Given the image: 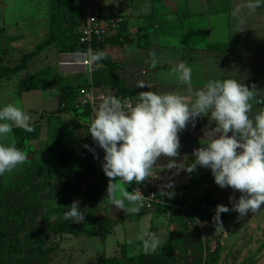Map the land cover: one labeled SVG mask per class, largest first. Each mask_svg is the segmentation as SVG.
<instances>
[{"label":"rangeland","instance_id":"374dc122","mask_svg":"<svg viewBox=\"0 0 264 264\" xmlns=\"http://www.w3.org/2000/svg\"><path fill=\"white\" fill-rule=\"evenodd\" d=\"M128 2L131 0H89V10L95 15H110L114 12L116 4L121 3L127 8ZM78 5L82 6L79 0H76L75 6ZM78 14L76 8L70 13L75 22L78 20ZM50 17L51 0H0L1 39L8 50L4 54L3 64L14 65L23 53L32 50L35 44L46 38ZM77 24L78 21L74 25ZM64 25L72 26L71 22H65ZM253 28L255 29V25L251 23L248 37L255 41ZM256 36L262 43V48L257 45V52L247 54V61L238 60L236 67L232 66L231 69L225 68L223 61L216 60L214 74V79L235 78L250 90L254 86L250 114L264 107L255 99L257 95L264 96L263 30H258ZM71 54L75 53H63L50 47L37 56L26 71L13 78L1 79L0 106L13 104L21 108L30 116V123L35 122L40 113L54 110L58 104L56 90L49 88L20 95L18 81L21 77L36 73L42 76L44 81L56 83V88L64 84L74 87L88 84L89 73L86 69L69 73L67 76L62 71V68L69 64L64 60L65 57H74ZM178 92L186 103L192 101L188 86L180 87ZM98 106H94L93 114ZM59 116V121L49 122L48 115H45L39 138L27 142L24 150V163L29 164L43 159L47 154H53L57 159L51 162L52 165L43 170L42 174L32 181V185L23 187L20 184L18 189L11 188L10 181H22L26 176L25 172H7L2 175L0 264H100L104 258L125 259L141 254L155 256L159 264H208L215 249L219 252L216 264H255L263 255L264 204L241 217L234 211L221 213L220 223L223 228L216 225L213 220L216 205L223 204L231 208L229 196H232L234 201L241 193L238 190L234 192L230 187L220 188L214 183L207 168L200 167L203 175L209 172V178L195 185H189L191 173L183 170L176 174L175 168L167 169L165 166L161 172H157L159 176L154 183L159 185L150 184L159 193L162 212L150 211L141 214L144 210L140 209L135 214H126L123 210L111 206L106 199L108 178L98 172H87L75 164L77 152L91 142L87 121L77 112H63ZM212 126L214 125L206 116L196 118L194 125L190 120L181 130V137L178 134L180 147L178 156L174 159L180 161L185 157L184 159L190 162L193 159V150L200 147L203 130ZM51 132L52 138L49 139ZM48 140L51 147L46 149L44 146ZM4 142H15L13 130ZM156 177L154 175V178ZM118 182L116 181L121 187L131 191L124 183ZM166 185L170 186L165 187ZM161 190L172 192L173 195L162 196ZM90 192L94 193L91 209L94 223L85 213L83 221L73 223L66 222L59 218L57 213L48 210L50 207L66 208L72 201L78 200L80 208L84 211L87 208L86 194ZM119 218L121 221L101 240V229ZM55 221L73 226L76 234L54 233L45 227ZM143 231L154 233L159 238L160 244L155 251H145L141 242L136 240L137 234ZM48 248L53 249L49 255L40 254Z\"/></svg>","mask_w":264,"mask_h":264},{"label":"clouds","instance_id":"9594fccd","mask_svg":"<svg viewBox=\"0 0 264 264\" xmlns=\"http://www.w3.org/2000/svg\"><path fill=\"white\" fill-rule=\"evenodd\" d=\"M261 4L264 0H245L244 6L255 11ZM102 55L97 53L92 59L98 60ZM170 73L188 86L193 97L190 103L175 93L141 91L134 98L123 100L107 97L95 109L88 131L104 153L101 169L108 178L106 199L126 214L139 212L150 196L146 197L139 187L128 191L116 181L140 184L159 158L168 157L166 168H175L176 174L181 170L192 173L198 167L207 168L220 188L230 187L241 193L234 201L229 196L231 208L216 205L213 220L223 228L221 213L234 211L241 217L264 204V107L250 114L255 88L250 90L235 78L211 79L202 87L192 89V70L185 62H178ZM200 116H206L214 126L205 127L200 147L193 150L190 162L185 157L177 161L174 158L180 147L178 133L190 120L194 125ZM13 128L31 132L30 116L13 104L0 106V175L26 160L14 143L4 142ZM84 148L96 158L94 148L87 144ZM160 194L173 195L163 190ZM66 209L63 220L83 221L78 200ZM136 240L145 251H155L160 244L159 238L148 231L137 234Z\"/></svg>","mask_w":264,"mask_h":264},{"label":"crops","instance_id":"0c3cea01","mask_svg":"<svg viewBox=\"0 0 264 264\" xmlns=\"http://www.w3.org/2000/svg\"><path fill=\"white\" fill-rule=\"evenodd\" d=\"M128 5L126 8L118 3L112 14L96 15L122 19L126 39L118 35V31L110 34L102 44L101 52L118 64L116 72L130 88L143 85L154 91L181 96L178 89L186 85L178 82L175 75L170 73V69L178 62L183 61L191 68V87L200 88L208 80L214 79L216 60L223 61L225 68L231 69L232 66L236 67L238 60L247 61V54L257 52V45L262 48L256 35L258 30L264 33V4L255 11L244 6L245 0H131ZM251 23L255 25V41L248 37ZM139 29L145 30L151 42L146 49L140 48L135 42V34ZM220 45L224 47L220 49ZM71 55L74 57L64 59L69 62L62 68L65 76L85 70L78 64L82 60L80 54ZM98 67L99 61L96 69ZM87 83H92L91 74ZM49 88L56 90L58 104L52 110L55 111L59 108V89L54 87V83L47 82L42 87L19 93L22 95ZM99 88L115 92L111 86ZM46 112L40 113L39 118ZM178 134L181 137L182 132ZM98 149L104 155L103 150ZM169 159L161 157L154 163L144 180L147 187L156 189L151 184L159 185L154 183L159 176L157 172L165 168ZM26 165L28 163H22L10 173L20 172ZM154 175L157 177L154 178ZM255 264H264V253Z\"/></svg>","mask_w":264,"mask_h":264},{"label":"trees","instance_id":"16d2710c","mask_svg":"<svg viewBox=\"0 0 264 264\" xmlns=\"http://www.w3.org/2000/svg\"><path fill=\"white\" fill-rule=\"evenodd\" d=\"M76 0H51V17H50V23H49V33L46 38L39 41L32 50L25 52L21 55L18 62H16L14 65H5L3 64L4 61V54H6L7 47L3 44L1 35L2 30L0 29V80L1 79H9L16 77L20 73L26 71L30 64L34 63V60L37 56L42 54L45 50H47L50 47H54L58 49L60 52L63 53H82L84 51V46L79 42L80 38V31H79V22L83 16L84 8L80 5L77 7L75 6ZM75 8L78 10V24L75 26L74 24L77 22L74 21L73 16L70 15V13L75 10ZM65 22H71V27H66L64 25ZM118 35L123 36L124 39H126V28L124 24L121 22L120 26L118 28ZM135 42L140 48L146 49L150 46L151 42L149 40V37L144 29H139L137 33L135 34ZM224 46L220 45V49H222ZM99 53L101 52V47L99 49ZM118 64L116 62H113L109 57L105 56L104 54L99 59V67L91 74V80L92 83L96 87L101 86H111L117 95H124V96H130L134 97L137 93L141 91H152L157 94H164L158 91H154L152 88L147 87H138V88H130L126 85L125 81L119 76V74L116 72L118 69ZM47 83V80L44 81V78L42 76H38L36 73L32 75H26L25 77L19 79V92L25 91L27 89H33L34 87H42ZM56 84V83H54ZM77 87V86H76ZM71 84H64L59 89L58 94V101H59V108L55 111H48L45 114H41L40 118L30 123L32 127L31 132H26L19 128H13V133L15 136V146L19 148L20 150L24 151L26 149V143L30 141L37 140L40 136V130H41V121L45 117V115H48V120H54L59 121V114H62L63 112H77L80 117H82L85 121L86 118L90 116L91 109L90 107H86L81 113L78 112V110L75 108V101H76V88ZM257 101H259V105H264V96L257 95L255 97ZM58 115V116H56ZM48 122V123H49ZM89 126H87L88 129ZM89 134V132H88ZM90 137V143H92L91 136ZM52 138V132L49 139ZM87 144V145H89ZM46 149H49L51 147V142L49 140L46 142V145L44 146ZM85 149L84 146L77 152L75 155V164L80 169H84L87 172H95L99 174H104L103 172L99 171L97 167L92 164L89 160L84 159L81 157V151ZM57 158L54 157L52 154H47L43 157V159H37L33 161L32 163L25 166V168L22 170L25 172V177L22 181L18 180H12L10 181V186L13 189H18L19 185L21 184L23 187L29 186L33 184V180L37 179L42 174L43 170H46L51 166V162H54ZM21 172V171H20ZM209 173V172H208ZM203 175L202 170L200 167H198L195 171L191 173L190 179H189V185H195L203 180H207L209 178V174ZM14 174V173H13ZM2 175H0V201L3 198V191H2ZM183 188V187H181ZM86 205L87 208L83 211V213L86 214L87 218L94 223V217L92 215V206H93V197L94 193L90 192L86 194ZM50 212L57 213V216L59 218H62L63 213L67 210L64 207H58V208H52L50 207L48 209ZM150 211H163V207L159 204L154 205V207L150 210H144V212H150ZM10 214V213H8ZM122 218V217H121ZM121 221L120 218L116 221L110 222L108 226L104 229H101L99 233V238L103 240L107 234L110 233L112 228ZM48 229H50L54 233H60V234H76V229L66 224L62 221H55L53 223H48L45 225ZM44 229V228H43ZM42 229V230H43ZM2 248H0L1 251ZM4 249V247H3ZM53 251L52 248L45 249L43 251H39L41 255H49ZM219 259V252L218 249H215L209 258L208 264H216ZM100 264H159L158 260L155 256H152L151 254H141L138 257L137 256H131L127 258H109V259H102Z\"/></svg>","mask_w":264,"mask_h":264},{"label":"built area","instance_id":"2783aa9c","mask_svg":"<svg viewBox=\"0 0 264 264\" xmlns=\"http://www.w3.org/2000/svg\"><path fill=\"white\" fill-rule=\"evenodd\" d=\"M79 2L84 7L83 16L79 22V42L83 44L85 49L82 53H79L82 57V60L78 62V64L83 66L89 74H92L96 70V63L99 61V59L93 60L92 57L95 54L99 53L100 47L110 36V34L118 31L122 19L117 16H97L90 12L89 0H79ZM107 97H115L121 100H123L124 98H132L130 96L117 95L114 91L108 93L102 88L96 87L93 83L79 86L76 89L75 108L78 110L79 113H81L86 107H90L91 109L90 116L86 118V126H89L90 121L94 116V106L102 103V101ZM89 147L95 149L96 158H94L93 153L88 151L87 149H83L81 151V157L89 160L92 164L97 167L99 171L103 172L101 169L103 155L100 153L93 139L92 143L89 144ZM125 185L131 191L134 188L139 187L141 192L146 197L150 196L148 202L140 208L142 210H150L154 207V205L162 203L159 197V193L155 189L147 187L144 181L140 184H137L135 181H133L132 184Z\"/></svg>","mask_w":264,"mask_h":264}]
</instances>
